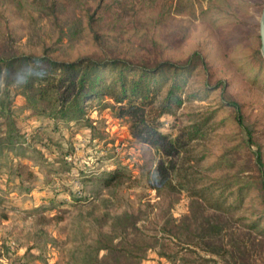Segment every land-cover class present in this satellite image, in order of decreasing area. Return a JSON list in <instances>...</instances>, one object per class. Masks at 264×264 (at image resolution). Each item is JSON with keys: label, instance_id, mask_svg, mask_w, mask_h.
Returning <instances> with one entry per match:
<instances>
[{"label": "rangeland", "instance_id": "rangeland-1", "mask_svg": "<svg viewBox=\"0 0 264 264\" xmlns=\"http://www.w3.org/2000/svg\"><path fill=\"white\" fill-rule=\"evenodd\" d=\"M263 9L264 0H0V51L148 63L199 52L207 65L164 131L213 116L204 139L167 156L134 137L109 98L56 124L28 117L17 98V149H0V264H188L195 252L222 262L221 233L246 232L263 211L254 154L264 158ZM114 168L124 176L104 185ZM222 176L253 185L242 208L219 209L222 191H203ZM257 257L264 264V244Z\"/></svg>", "mask_w": 264, "mask_h": 264}, {"label": "trees", "instance_id": "trees-1", "mask_svg": "<svg viewBox=\"0 0 264 264\" xmlns=\"http://www.w3.org/2000/svg\"><path fill=\"white\" fill-rule=\"evenodd\" d=\"M26 63L34 67L35 74L26 84L17 87L12 78ZM206 65L204 56L199 52L183 63L171 60L148 63L120 57L89 56L66 61L47 54L0 51V79L5 81V86L0 89V149H17L16 139L20 130L13 105L19 97L23 99L22 108L29 112L28 117L44 116L54 124L84 118L90 101L109 98L113 101L118 117L131 118V133L134 137L143 143L159 146L167 156H177L191 142L206 137L213 116L184 126L175 136L164 131V117L176 115L190 97V94H186L189 77ZM227 103L237 113V121L244 125L241 105L234 100ZM3 127L5 130H2ZM247 132L248 141L256 143L252 131ZM254 154L262 215L244 222L246 232L237 228L231 233H221L217 253L222 262L209 256H199L195 252L196 257L190 256L188 264H258L257 256L262 253L264 244V158L261 150L254 151ZM160 170V175L165 178L168 168L162 167ZM124 173V170L114 168L99 179L104 185L111 186ZM206 185L208 187L203 191L210 187L222 191L214 199V204L222 210L242 208L254 189L251 184L240 183L236 176L214 177ZM227 190H230L228 195L225 193ZM230 197L234 198L232 202H228ZM190 252L194 253L193 250ZM211 253L208 251V255Z\"/></svg>", "mask_w": 264, "mask_h": 264}, {"label": "clouds", "instance_id": "clouds-1", "mask_svg": "<svg viewBox=\"0 0 264 264\" xmlns=\"http://www.w3.org/2000/svg\"><path fill=\"white\" fill-rule=\"evenodd\" d=\"M5 75H7V72H4ZM35 74V69L31 64L26 63L22 66L21 70L14 74L12 80L13 83L17 86H23L28 82L29 79H31ZM5 86V81L3 79H0V89H2Z\"/></svg>", "mask_w": 264, "mask_h": 264}, {"label": "water", "instance_id": "water-1", "mask_svg": "<svg viewBox=\"0 0 264 264\" xmlns=\"http://www.w3.org/2000/svg\"><path fill=\"white\" fill-rule=\"evenodd\" d=\"M260 36H261V50L264 56V9L262 12L261 22H260Z\"/></svg>", "mask_w": 264, "mask_h": 264}]
</instances>
